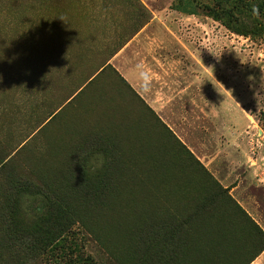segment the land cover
Returning <instances> with one entry per match:
<instances>
[{
  "label": "rangeland",
  "instance_id": "374dc122",
  "mask_svg": "<svg viewBox=\"0 0 264 264\" xmlns=\"http://www.w3.org/2000/svg\"><path fill=\"white\" fill-rule=\"evenodd\" d=\"M263 113L264 0H0V264H264Z\"/></svg>",
  "mask_w": 264,
  "mask_h": 264
},
{
  "label": "crops",
  "instance_id": "0c3cea01",
  "mask_svg": "<svg viewBox=\"0 0 264 264\" xmlns=\"http://www.w3.org/2000/svg\"><path fill=\"white\" fill-rule=\"evenodd\" d=\"M147 20L143 22L132 34V36L122 45V47L115 53L114 57L110 60L112 64L116 65L117 62L123 64L124 78L128 81L130 86L136 91L139 92V87H141V80L139 78V73L142 71V65L139 63L138 55L134 54V47L138 44L139 35L144 29ZM141 37V36H140ZM117 67V66H116ZM118 68V67H117ZM185 72H172L169 74V80H164L162 83V88L166 89L167 94H164L160 100L158 95V90L160 83H158V76H156L155 70L154 73L150 72L148 68V75L150 77L148 82V91H152L148 94L147 103L155 110H158L160 105L164 104L172 97L173 92L178 93L183 90L181 85L185 82L184 76ZM153 74V75H152ZM169 93V94H168ZM171 102V100H170Z\"/></svg>",
  "mask_w": 264,
  "mask_h": 264
},
{
  "label": "trees",
  "instance_id": "16d2710c",
  "mask_svg": "<svg viewBox=\"0 0 264 264\" xmlns=\"http://www.w3.org/2000/svg\"><path fill=\"white\" fill-rule=\"evenodd\" d=\"M263 115H264V113H263ZM210 185H211V187H212V189H213V191H211V193H210L211 198L226 193V188L221 187V186H220L217 182H215L214 180L211 181ZM259 232H260V231H259ZM261 237L263 238V242H262L261 245L259 246L260 248L258 247V248H259L258 250H260L262 247H264V236H261Z\"/></svg>",
  "mask_w": 264,
  "mask_h": 264
},
{
  "label": "clouds",
  "instance_id": "9594fccd",
  "mask_svg": "<svg viewBox=\"0 0 264 264\" xmlns=\"http://www.w3.org/2000/svg\"><path fill=\"white\" fill-rule=\"evenodd\" d=\"M139 78H140V80H141V87L145 90V91H147L148 90V82H149V79H150V77H149V75L146 73V72H144V71H141L140 73H139Z\"/></svg>",
  "mask_w": 264,
  "mask_h": 264
}]
</instances>
